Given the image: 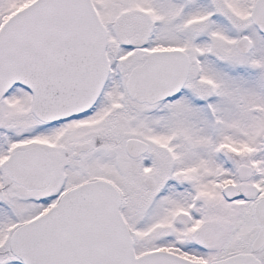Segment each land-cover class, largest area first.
<instances>
[{
  "label": "snow or ice",
  "instance_id": "snow-or-ice-1",
  "mask_svg": "<svg viewBox=\"0 0 264 264\" xmlns=\"http://www.w3.org/2000/svg\"><path fill=\"white\" fill-rule=\"evenodd\" d=\"M0 264H264V0H0Z\"/></svg>",
  "mask_w": 264,
  "mask_h": 264
}]
</instances>
